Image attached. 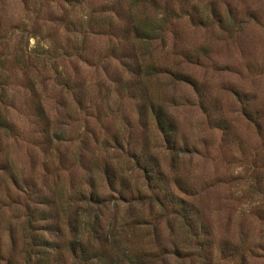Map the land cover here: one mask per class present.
<instances>
[{
    "label": "rangeland",
    "instance_id": "374dc122",
    "mask_svg": "<svg viewBox=\"0 0 264 264\" xmlns=\"http://www.w3.org/2000/svg\"><path fill=\"white\" fill-rule=\"evenodd\" d=\"M112 263L264 264V0H0V264Z\"/></svg>",
    "mask_w": 264,
    "mask_h": 264
},
{
    "label": "trees",
    "instance_id": "16d2710c",
    "mask_svg": "<svg viewBox=\"0 0 264 264\" xmlns=\"http://www.w3.org/2000/svg\"><path fill=\"white\" fill-rule=\"evenodd\" d=\"M151 112L154 115L157 126L160 128L162 132H164L166 140L171 139L170 136L172 134V129H173L172 122L165 116V113H163L162 109L157 105L155 106L152 105ZM92 197H93L92 194H90L89 198L92 199ZM73 248H75L74 244H73Z\"/></svg>",
    "mask_w": 264,
    "mask_h": 264
}]
</instances>
